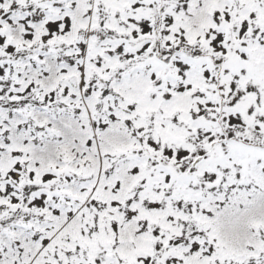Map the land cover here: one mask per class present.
<instances>
[{
    "label": "snow or ice",
    "instance_id": "6c2138e0",
    "mask_svg": "<svg viewBox=\"0 0 264 264\" xmlns=\"http://www.w3.org/2000/svg\"><path fill=\"white\" fill-rule=\"evenodd\" d=\"M0 264H264V0H0Z\"/></svg>",
    "mask_w": 264,
    "mask_h": 264
}]
</instances>
